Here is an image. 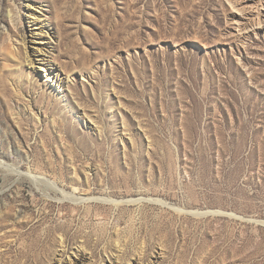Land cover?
Segmentation results:
<instances>
[{
	"label": "rangeland",
	"instance_id": "1",
	"mask_svg": "<svg viewBox=\"0 0 264 264\" xmlns=\"http://www.w3.org/2000/svg\"><path fill=\"white\" fill-rule=\"evenodd\" d=\"M0 159L94 199L0 167V264H264V0H0Z\"/></svg>",
	"mask_w": 264,
	"mask_h": 264
},
{
	"label": "bare ground",
	"instance_id": "2",
	"mask_svg": "<svg viewBox=\"0 0 264 264\" xmlns=\"http://www.w3.org/2000/svg\"><path fill=\"white\" fill-rule=\"evenodd\" d=\"M31 15L36 17L38 20L40 19V17L35 12L31 13ZM42 28H44V26ZM24 42L26 44V39H24ZM27 61L32 66L33 60L30 56L29 57L27 56ZM0 167L6 170H9L14 174H17L20 178L26 177L30 179L39 189L43 190L47 194L48 197L57 199L60 202L71 201L75 204H82L84 202L94 200L93 198H88L87 196H81L78 189H75L72 192V191H68L66 188H62L57 181L51 180L50 178L46 176L37 175L30 171L23 172L20 170L19 167L13 166L7 163L6 160L0 159ZM99 201L106 202V203L108 202L111 204H118V202H116L115 200H111V199H101L100 198Z\"/></svg>",
	"mask_w": 264,
	"mask_h": 264
}]
</instances>
